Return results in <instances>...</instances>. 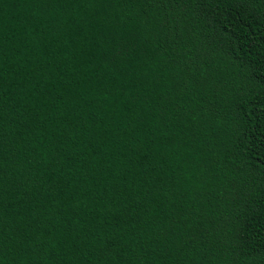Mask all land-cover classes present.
<instances>
[{"label":"trees","instance_id":"trees-1","mask_svg":"<svg viewBox=\"0 0 264 264\" xmlns=\"http://www.w3.org/2000/svg\"><path fill=\"white\" fill-rule=\"evenodd\" d=\"M0 264H264V0H0Z\"/></svg>","mask_w":264,"mask_h":264}]
</instances>
